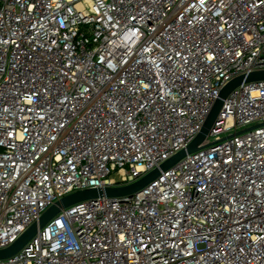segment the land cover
Segmentation results:
<instances>
[{
    "label": "built area",
    "instance_id": "2783aa9c",
    "mask_svg": "<svg viewBox=\"0 0 264 264\" xmlns=\"http://www.w3.org/2000/svg\"><path fill=\"white\" fill-rule=\"evenodd\" d=\"M261 71L264 0H0V251L63 198L159 168ZM201 147L0 264H264V82Z\"/></svg>",
    "mask_w": 264,
    "mask_h": 264
},
{
    "label": "water",
    "instance_id": "95a60500",
    "mask_svg": "<svg viewBox=\"0 0 264 264\" xmlns=\"http://www.w3.org/2000/svg\"><path fill=\"white\" fill-rule=\"evenodd\" d=\"M264 82V71L255 72L236 78L230 82L220 93L210 116L196 139L185 149L175 155L173 158L162 164L138 182L124 187H111L104 190H87L72 194L58 201L48 209L19 239L6 250L0 251V261L9 260L19 254L37 235L43 230L57 215L70 207L85 201L97 200L102 197L126 202L128 198L142 192L150 184L156 181L162 172L173 168L177 163L183 160L187 155L197 153L202 149V144L212 132L218 121L224 102L240 86L245 83Z\"/></svg>",
    "mask_w": 264,
    "mask_h": 264
},
{
    "label": "rangeland",
    "instance_id": "374dc122",
    "mask_svg": "<svg viewBox=\"0 0 264 264\" xmlns=\"http://www.w3.org/2000/svg\"><path fill=\"white\" fill-rule=\"evenodd\" d=\"M112 179H113V180H119V179H120V177H119V175H118V174H115V175H113V176H112Z\"/></svg>",
    "mask_w": 264,
    "mask_h": 264
}]
</instances>
